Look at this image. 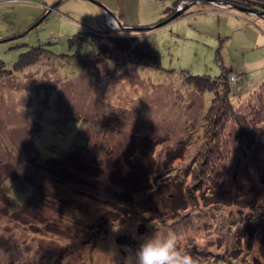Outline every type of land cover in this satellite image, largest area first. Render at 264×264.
I'll return each mask as SVG.
<instances>
[{"label": "rangeland", "instance_id": "374dc122", "mask_svg": "<svg viewBox=\"0 0 264 264\" xmlns=\"http://www.w3.org/2000/svg\"><path fill=\"white\" fill-rule=\"evenodd\" d=\"M20 1L0 4V60L11 67L37 45L50 53L0 79V264H187L182 253L195 244L226 250V264H264V150L238 143L233 122L198 202L184 198L212 97L185 75L236 74L230 99L248 112L264 81L263 11L228 0H104L131 2L138 25L158 20L144 28L96 0ZM188 9L206 16L203 33L190 36ZM97 20L151 44L159 64L95 55L87 30L99 33ZM76 33L79 57L68 44Z\"/></svg>", "mask_w": 264, "mask_h": 264}, {"label": "trees", "instance_id": "16d2710c", "mask_svg": "<svg viewBox=\"0 0 264 264\" xmlns=\"http://www.w3.org/2000/svg\"><path fill=\"white\" fill-rule=\"evenodd\" d=\"M9 1L12 0H0V4H8ZM228 1H231V4L233 3L234 6H248L264 12L263 2L255 0H246L245 2H240L238 0ZM16 2L19 3L21 1L16 0ZM174 3H176L175 0L171 1V5ZM43 5L45 4H41L44 12L45 7H43ZM170 6H166L164 9V12L166 11L168 17L174 12V8ZM190 12V9H188L183 13L186 15ZM59 13L57 14L60 16L65 15V12H62L61 10ZM99 22L100 21L97 20L96 25ZM157 22L158 20L149 25L137 24L132 26L149 28ZM41 23L42 22L38 24ZM88 29L87 41L90 47L94 50L95 55L107 57L116 51L118 55L128 53L133 59L146 66H157L160 62V55L156 49L146 41H137L136 36L119 37L115 35V31H109L105 22L99 23L97 30L99 33L91 31L90 28ZM190 33V36L194 34L191 31ZM184 36H186V32ZM48 41L53 42L54 39L49 38ZM83 41L85 40L81 36V33H76L68 38L69 46H75L76 49V52L73 55L74 57L80 56L79 49L82 46ZM45 53L50 52L43 49L41 45H37L20 53L17 59L12 63L11 67H7L5 62L0 60V79L10 76L13 72L20 71L30 65L37 64ZM233 76L236 77L235 81H237L238 76L236 74L223 73L215 78L206 75H185V82L197 93L202 94L205 92H212L211 101L206 111L207 115L204 117V125L206 128H204L203 132V146L200 147L194 161L186 169V176L188 175L190 180H188L189 183L184 187V198L191 206L195 205L198 199H196L197 194L199 192L202 193L201 191H204L208 186V179L214 172L216 163L224 160L225 156L221 146L223 140L222 135L227 123L233 122V126L236 127V141L238 143L248 145L254 144L255 150L259 152H262V149L264 150V81L259 85L255 97L252 98L254 104L251 106L250 110L242 113L235 108L230 99V83L234 81L231 79ZM50 197H52V195H49L48 198ZM49 206H51V203ZM253 220L254 222H257L258 218L255 217ZM261 222V230H263L264 236V220ZM262 242H264V237ZM262 244L264 245V243ZM188 249L190 248L188 247L184 250L185 252L182 253L187 264H226L227 262L224 258L226 256L224 255L226 250L221 249V247L216 248V246H213L212 244H206L204 247H199V245L195 244L190 250ZM217 250L222 252L217 253ZM222 255L224 257H221ZM228 262H231L230 264H232L230 258ZM173 263L178 264V262H174V260Z\"/></svg>", "mask_w": 264, "mask_h": 264}, {"label": "crops", "instance_id": "0c3cea01", "mask_svg": "<svg viewBox=\"0 0 264 264\" xmlns=\"http://www.w3.org/2000/svg\"><path fill=\"white\" fill-rule=\"evenodd\" d=\"M103 1V2H102ZM97 0V2H101L104 3V0ZM111 1H109L110 3ZM106 3V4H105ZM104 4L106 5L107 9L111 12H113L116 16H118V19L120 21H122L125 25H137L139 24V20H138V16H136V18H129L127 13L128 8H132V3L131 2H126V1H120L119 4H109L108 2H105ZM193 9V8H191ZM103 10V9H102ZM62 11V10H61ZM192 11V10H190ZM204 14H201L198 10L197 11H192L191 14L189 16H186L185 19L188 20V23H196V25H194V29H189V27H187V30H190L191 32L197 34V33H203L202 30L200 29L199 26V22L204 23ZM258 17V16H257ZM94 19V18H93ZM86 26V25H84ZM88 27V26H86ZM198 29V30H197Z\"/></svg>", "mask_w": 264, "mask_h": 264}, {"label": "water", "instance_id": "95a60500", "mask_svg": "<svg viewBox=\"0 0 264 264\" xmlns=\"http://www.w3.org/2000/svg\"><path fill=\"white\" fill-rule=\"evenodd\" d=\"M101 8L104 10V11H108L109 10L104 6V5H101ZM235 8H238L239 10L241 11H244V12H255L253 9L251 8H241V7H235ZM257 12V11H256ZM261 14L264 16V12H261Z\"/></svg>", "mask_w": 264, "mask_h": 264}, {"label": "bare ground", "instance_id": "6f19581e", "mask_svg": "<svg viewBox=\"0 0 264 264\" xmlns=\"http://www.w3.org/2000/svg\"><path fill=\"white\" fill-rule=\"evenodd\" d=\"M119 23V22H118ZM121 26H123V25H121ZM114 28V27H113Z\"/></svg>", "mask_w": 264, "mask_h": 264}, {"label": "built area", "instance_id": "2783aa9c", "mask_svg": "<svg viewBox=\"0 0 264 264\" xmlns=\"http://www.w3.org/2000/svg\"><path fill=\"white\" fill-rule=\"evenodd\" d=\"M229 5L231 6V3Z\"/></svg>", "mask_w": 264, "mask_h": 264}]
</instances>
